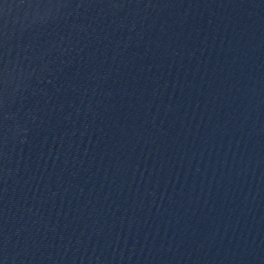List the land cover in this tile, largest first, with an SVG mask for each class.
<instances>
[{
    "label": "water",
    "instance_id": "water-1",
    "mask_svg": "<svg viewBox=\"0 0 264 264\" xmlns=\"http://www.w3.org/2000/svg\"><path fill=\"white\" fill-rule=\"evenodd\" d=\"M0 264H264V0H0Z\"/></svg>",
    "mask_w": 264,
    "mask_h": 264
}]
</instances>
